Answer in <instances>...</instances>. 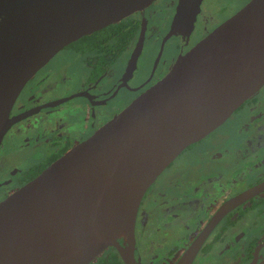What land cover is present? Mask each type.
I'll return each mask as SVG.
<instances>
[{
  "label": "water",
  "instance_id": "obj_1",
  "mask_svg": "<svg viewBox=\"0 0 264 264\" xmlns=\"http://www.w3.org/2000/svg\"><path fill=\"white\" fill-rule=\"evenodd\" d=\"M153 1L0 0V144L20 118L9 117L19 91L57 51ZM199 2L178 0L170 33L191 29ZM263 85L264 0H249L163 78L0 200V264H89L107 247L122 264H139L134 222L146 189ZM263 190L264 181L236 194L217 215Z\"/></svg>",
  "mask_w": 264,
  "mask_h": 264
},
{
  "label": "flooded vegetation",
  "instance_id": "obj_2",
  "mask_svg": "<svg viewBox=\"0 0 264 264\" xmlns=\"http://www.w3.org/2000/svg\"><path fill=\"white\" fill-rule=\"evenodd\" d=\"M159 1L164 9H170L168 16L161 9L149 13ZM248 1L227 0L205 9L204 0H200L191 29L186 32L176 28L170 33L178 0H154L111 23L135 32L122 51L113 45L112 38L92 39V33L57 51L24 84L9 111V117L20 118L6 131L0 151L12 131L15 140L5 144L6 148L17 154L19 148L30 152L25 161L16 160L25 164V170L13 166L0 180V188L5 189L0 200L163 78L179 56ZM149 14L155 27L150 24ZM142 25L134 66L126 72ZM148 30L152 32L148 34ZM146 48L151 49L150 55ZM59 58L66 68L54 63ZM67 60L73 67L67 66ZM78 64L85 67L86 74L63 92L59 88L69 82L67 71L77 72ZM116 64L121 65L120 71L114 77L108 76ZM37 132L30 149V136ZM168 169L171 172L164 177ZM262 181L264 85L218 127L185 147L149 185L135 217L133 257L139 264H264V190L217 215L227 199ZM115 257L122 264L116 251L107 247L89 264H115Z\"/></svg>",
  "mask_w": 264,
  "mask_h": 264
},
{
  "label": "rangeland",
  "instance_id": "obj_3",
  "mask_svg": "<svg viewBox=\"0 0 264 264\" xmlns=\"http://www.w3.org/2000/svg\"><path fill=\"white\" fill-rule=\"evenodd\" d=\"M222 1L224 3H227L226 2L227 0H222ZM222 1L221 0H204L203 6H204L205 9L208 8V7L211 8V7H213V5H217L218 2L221 3ZM160 9L162 10V12H164L165 16H168V14L170 12V9L169 8L164 9V6H163L162 1H159L152 8V10L149 13L152 12L154 14V13L158 12ZM148 16L150 18V24H151V26L152 27L153 26L155 27V24H153V20H154L153 19V15L149 14ZM151 26H150V29H151ZM151 32L152 31H149L148 30V34H150ZM150 52H151V49L146 48V53H148L150 55L152 53V52L151 53ZM75 60H77V59H75ZM75 60H73V61H75ZM70 62H71V60L70 61L67 60V66L73 67V66H71L72 64L70 65ZM54 63L59 64V65L61 64V67L66 68V65L64 63V60L62 58L56 59V61ZM75 63H78V62L75 61ZM120 69H121V65L116 64L114 67H112L110 69V72H109V75L108 76L114 77L115 75H117V73L120 71ZM67 72L68 73H67L66 78H68L69 82L68 83H66V82L63 83L60 86V88H59L60 90H63V92L64 91L67 92V90L69 89V87H71L72 84L74 85L77 80H79L80 78H83L84 75L86 74V69L82 65L78 64V66H77V72H75V73H73L71 71H67ZM73 101H74V104H77L78 103V101H76V100H73ZM41 132L42 131H40V133ZM12 133L13 132L11 131L10 133H8L6 135V137H5L4 141H3V144H2V147L4 148L3 149V152L0 151V180H3V179L6 178V176H7L6 175L7 174V170H9L13 166H17V168L20 169V170H22V171L25 170V167L26 166H25V164H22V161H25V159L29 156L30 150H28V149H24V148L21 149V148H19L18 151L20 153L17 154L15 151L11 152V150L9 151L6 148L5 144H7V143L8 144L9 143H12L13 144V141L15 140L14 137L12 136ZM27 136H28V134L25 137H27ZM37 138H38V132L35 135L30 136V139H31V140H29L30 141V149H32V145L37 140ZM16 144H18V143L16 142ZM19 158L22 161L20 163H17L18 161L16 162V160L19 159ZM179 161H184V159H180ZM170 172H171V170L168 169L164 173V177H166V175H169ZM157 187L158 186L153 187V189H155ZM4 191H5V189L0 188V194H2Z\"/></svg>",
  "mask_w": 264,
  "mask_h": 264
},
{
  "label": "trees",
  "instance_id": "obj_4",
  "mask_svg": "<svg viewBox=\"0 0 264 264\" xmlns=\"http://www.w3.org/2000/svg\"><path fill=\"white\" fill-rule=\"evenodd\" d=\"M119 25L120 24L107 25L100 30L92 32V34H90L89 36L92 39L112 38L113 45L119 48L118 51H122V49L126 48L130 44L135 32L133 28H127L123 30V28L121 27L120 29ZM115 264H120L119 260L116 257Z\"/></svg>",
  "mask_w": 264,
  "mask_h": 264
}]
</instances>
